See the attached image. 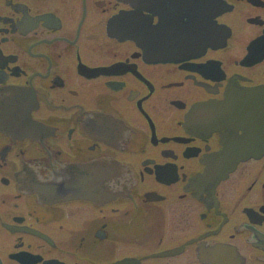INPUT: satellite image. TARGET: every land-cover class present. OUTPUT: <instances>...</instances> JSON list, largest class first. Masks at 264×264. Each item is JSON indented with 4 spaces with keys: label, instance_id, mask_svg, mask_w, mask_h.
Segmentation results:
<instances>
[{
    "label": "flooded vegetation",
    "instance_id": "flooded-vegetation-1",
    "mask_svg": "<svg viewBox=\"0 0 264 264\" xmlns=\"http://www.w3.org/2000/svg\"><path fill=\"white\" fill-rule=\"evenodd\" d=\"M0 264H264V0H0Z\"/></svg>",
    "mask_w": 264,
    "mask_h": 264
}]
</instances>
